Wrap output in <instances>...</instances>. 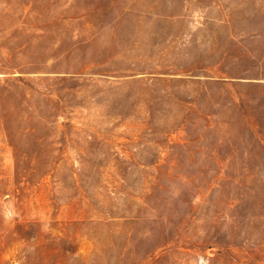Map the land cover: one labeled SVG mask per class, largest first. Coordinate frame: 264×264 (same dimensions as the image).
Returning <instances> with one entry per match:
<instances>
[{
    "label": "rangeland",
    "instance_id": "rangeland-1",
    "mask_svg": "<svg viewBox=\"0 0 264 264\" xmlns=\"http://www.w3.org/2000/svg\"><path fill=\"white\" fill-rule=\"evenodd\" d=\"M0 264H264V0H0Z\"/></svg>",
    "mask_w": 264,
    "mask_h": 264
},
{
    "label": "clouds",
    "instance_id": "clouds-1",
    "mask_svg": "<svg viewBox=\"0 0 264 264\" xmlns=\"http://www.w3.org/2000/svg\"><path fill=\"white\" fill-rule=\"evenodd\" d=\"M0 215L3 216L6 222H10L16 217V210L12 203L3 204L0 202Z\"/></svg>",
    "mask_w": 264,
    "mask_h": 264
}]
</instances>
